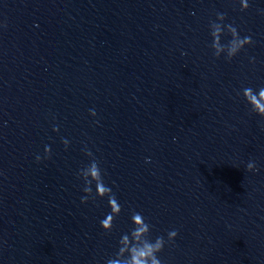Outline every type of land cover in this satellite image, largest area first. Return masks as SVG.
<instances>
[{
	"label": "clouds",
	"instance_id": "obj_1",
	"mask_svg": "<svg viewBox=\"0 0 264 264\" xmlns=\"http://www.w3.org/2000/svg\"><path fill=\"white\" fill-rule=\"evenodd\" d=\"M241 2V10H246L249 5L247 0H240ZM219 18L224 20V14H218ZM227 28V33L230 34L231 39L227 44L221 43V32L223 29L220 25H216L215 22L210 24L211 29V37L212 44L211 47L216 51L214 55L219 57L220 51L227 49L226 58L231 60L234 56H236L246 45H250L253 43L250 36L241 37L238 33L236 27L231 24L225 25ZM243 96L245 101L251 107V110L264 118V87L254 90L251 87H247L243 89ZM91 115L95 116L96 113L94 110H90ZM91 153V152H90ZM45 154L50 155V148L45 147ZM37 162L41 159L40 156L36 157ZM248 171L256 170V166L254 162H249L247 164ZM78 176L84 182L83 191L85 193H93L91 185L95 183L96 191L98 195H85L81 198V202L85 203L89 198L93 200L96 197H107L108 203L110 206V213L106 215L104 219L100 221L101 227L104 230H111L113 227V221L116 216H118L121 212V206L115 197L114 193L110 187H108L103 180V175L101 169L99 167L98 162L95 160L90 163L87 169V178L85 179L78 173ZM132 220L135 221L136 227L131 230V236L135 237V240L129 241V236L124 235L122 240L129 241V248L125 249L131 252V259L127 262V264H161V260L158 258L157 253L162 251L165 240L163 237H157L154 241L150 240L147 235L150 232V225L145 222L142 214L134 212L132 216ZM177 236V231L172 230L168 233V241L171 242ZM119 254V253H117ZM109 264H119V261H110Z\"/></svg>",
	"mask_w": 264,
	"mask_h": 264
}]
</instances>
